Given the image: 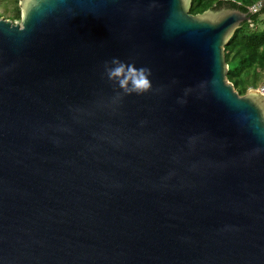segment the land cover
Listing matches in <instances>:
<instances>
[{"label": "water", "instance_id": "1", "mask_svg": "<svg viewBox=\"0 0 264 264\" xmlns=\"http://www.w3.org/2000/svg\"><path fill=\"white\" fill-rule=\"evenodd\" d=\"M192 0H19L0 20V264H264V94ZM113 58L149 88L109 78Z\"/></svg>", "mask_w": 264, "mask_h": 264}, {"label": "trees", "instance_id": "2", "mask_svg": "<svg viewBox=\"0 0 264 264\" xmlns=\"http://www.w3.org/2000/svg\"><path fill=\"white\" fill-rule=\"evenodd\" d=\"M18 2L14 0L17 8ZM258 2H261V9L256 13H250L248 8ZM222 7L239 10L251 18L250 22H245L234 31L224 46V58L227 64L226 79L238 95L243 96L248 87H256L255 82L252 85L245 80V71L260 65L264 73V28L259 29L256 26L260 16H264V4L262 0H192L190 14H200L208 9L219 10Z\"/></svg>", "mask_w": 264, "mask_h": 264}, {"label": "clouds", "instance_id": "3", "mask_svg": "<svg viewBox=\"0 0 264 264\" xmlns=\"http://www.w3.org/2000/svg\"><path fill=\"white\" fill-rule=\"evenodd\" d=\"M111 67L107 69L110 79L119 83V86L128 92H141L149 88V80L146 70L137 69L132 65H126L119 58H113Z\"/></svg>", "mask_w": 264, "mask_h": 264}, {"label": "rangeland", "instance_id": "4", "mask_svg": "<svg viewBox=\"0 0 264 264\" xmlns=\"http://www.w3.org/2000/svg\"><path fill=\"white\" fill-rule=\"evenodd\" d=\"M262 4H264V0H262ZM17 6L18 8L16 7V5H14V0H0V20L11 21L14 24L20 23V18H15L16 16H20L21 14L19 9V2ZM263 22L264 16L261 15L256 26L259 29H263ZM245 73V80H247L248 83H252V85L254 82L256 84L255 88L251 86L248 87L246 94L255 90L263 92L264 94V73L262 71V66L257 65L253 69L246 70Z\"/></svg>", "mask_w": 264, "mask_h": 264}, {"label": "built area", "instance_id": "5", "mask_svg": "<svg viewBox=\"0 0 264 264\" xmlns=\"http://www.w3.org/2000/svg\"><path fill=\"white\" fill-rule=\"evenodd\" d=\"M261 9V2H258L254 5H252L251 7L248 8L250 13H256ZM263 93V92H261Z\"/></svg>", "mask_w": 264, "mask_h": 264}]
</instances>
